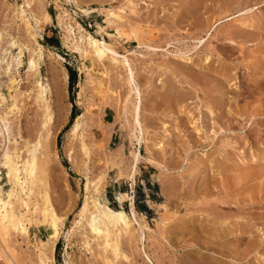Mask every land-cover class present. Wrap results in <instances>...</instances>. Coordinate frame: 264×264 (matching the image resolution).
<instances>
[{
    "label": "rangeland",
    "instance_id": "374dc122",
    "mask_svg": "<svg viewBox=\"0 0 264 264\" xmlns=\"http://www.w3.org/2000/svg\"><path fill=\"white\" fill-rule=\"evenodd\" d=\"M21 8L41 22L37 41L30 40ZM116 25L131 34L128 42L118 37ZM88 32L112 45L119 60L129 57L143 98L141 143L132 132L134 96L126 67L109 53L97 58L84 37ZM0 33L3 43H28L19 70V48L5 55L14 63L16 84L0 76L7 98L2 109L17 92L21 107L8 115L17 140L11 135L6 147L16 145L23 162L35 144L39 166L49 160L51 168L36 193L19 192L30 210L12 198L29 222L25 233L10 229L7 242L0 235V264H264V0H0ZM31 56L38 58V75L28 71ZM67 65L78 74L74 102ZM58 79L62 94L55 86L44 102L37 98L38 83L53 88ZM58 95L67 119L47 151L36 143L45 133V101L57 115ZM73 103L87 113L72 136V124L64 129ZM2 148L0 184L7 193L14 184L3 168ZM136 149L141 158L132 182ZM163 181L173 185L172 201L161 194ZM44 186L62 220L53 247L47 241L51 221L41 215ZM120 192L129 194L121 203ZM91 195L129 214L134 200L149 226L144 243L150 258L135 222L119 236L117 254L104 248L89 215H78Z\"/></svg>",
    "mask_w": 264,
    "mask_h": 264
},
{
    "label": "bare ground",
    "instance_id": "6f19581e",
    "mask_svg": "<svg viewBox=\"0 0 264 264\" xmlns=\"http://www.w3.org/2000/svg\"><path fill=\"white\" fill-rule=\"evenodd\" d=\"M77 4H78V7H81L80 2L77 3ZM21 9H23V11L21 10L23 12L21 18H23L25 20L26 27H27V29L29 31L28 34H30V36H31L30 40L32 39V40L37 41V36L39 35V29H40V26H41L39 24L41 22H40L39 18H30V16H26V14L24 13L25 12L24 8H21ZM84 11H86V10H84ZM49 16L50 15H47V17H49ZM42 20H43V18H42ZM44 20H46V19L44 18ZM49 20H50V18H49ZM107 21H108V23L112 22L111 19H109ZM76 24H78V26H79V28L81 30H84V28L82 27V25L80 23H76ZM123 27H124L123 25L122 26L121 25L117 26V31L116 32H117V35H118L119 38H121L125 42H128L130 40V38H131V34H128V32H126L125 29H124L125 27L124 28ZM99 28H100L101 31L104 30V28L101 25H99ZM130 33L133 34V32H130ZM40 35H39V37H40ZM82 35H83V33H82ZM84 37L88 40V42L90 44V47L94 51L93 53H95L97 58L99 57V59H100V58H102L104 56H107L108 53H109V54H111V59L114 62H118V63L121 62V64L124 65V67H126V70H127V82L130 85L129 91L134 96V102L132 103L133 104V109H131V114H132L131 116H132V119H133L131 121V123H133L132 132H133L134 136L136 137V140L138 141V143H141L142 142L141 141L142 138H144L143 135H144V132H145L144 131L145 127L143 126V123H142V120H141V110H142V99L143 98H142V94H141L142 93L141 89H140V87H139V85L137 83V80L135 78L134 70H133V68L131 66L129 57L123 55L122 59L119 60L118 59V52L113 48L112 45L106 43L105 40L102 41V40H99L97 38L95 39V37L92 36L89 32L87 34H85ZM31 41H29V42H31ZM5 43H3V37L1 36V33H0V60H1L0 61V66L2 65V63H3L2 61H4V59H6L4 61L6 63H4V64H7V65H5L6 68H4L3 65H2V67L4 68L3 69L4 71H2V69L0 70V76L2 75V73H4V76H7L6 79L8 78V80L10 81V83L13 86L14 84H16V81H17L16 78L13 77V75L11 76V74L13 73L12 69H14L15 66H14V63L11 60L10 61L12 63L9 62V59L7 60V58H5V55L6 54L8 55V53L11 54V51H13L14 48H19V52H18V55H17L19 58H18V60H17V58L14 59V61L17 60L15 62L16 71L19 70L24 64V62L22 61V57L24 56V50H25V47H27L26 44H28V43L27 42H26V44L25 43H21V42L18 43L16 40L11 41L9 44H8V42L6 44ZM31 43H33V42H31ZM7 44H8V46H7ZM39 49H41V48H39ZM34 52H36V51H34ZM89 54H90V52H89ZM38 56H39V53H38ZM60 57L63 58L62 55ZM37 59L34 56H31L29 58V60H28L29 61L28 62L29 63L28 71H31L32 74H35V75L39 74V65H38V60ZM92 59H94V58H92ZM92 59H90V60H92ZM1 78H2V76H1ZM4 82H5V80H4ZM61 83H62L61 80L58 79V81L54 84L53 88L50 87V86L49 87H44L41 83H38L40 88L38 89L39 92H38L37 98L42 100V101L46 100V97L48 96V93L50 91L54 95V90H55L54 87L55 86L58 87L57 88L58 91H61V94H62ZM2 86L0 85V147H3L2 150H1L3 152V155H1V158H2V156L4 157L3 158V164H2L4 166L3 168H6L8 170V172H7V178L8 179L7 180H9L11 183L14 184V188H11L10 190H8L7 193H2V190H3L2 188L3 187L0 184V235H2L1 237L4 240V241L3 240L2 241L4 243L7 240V238H5V237H7V235L11 234V233H9L10 229H13V230H16V231L17 230H21V232L24 231L23 233H25L27 231L26 226H25V223H26L25 221L27 220V217H26L25 214L27 213L28 210H30V203L31 202H29L28 199L26 200V197H25V199H23L24 197L20 198L19 192L25 193L24 190H29L30 194H31V192L32 193L35 192L34 191L35 186L37 188V185L39 183H42V181H44V176H46L44 174L46 172L50 173L51 168H49V164H48L49 160H45L46 162L45 161L41 162V164L42 163H44V164L43 165L40 164V166H39L40 157L35 153L36 152L35 144L31 145L30 147L28 145L26 150H27V152H29V154L27 155L28 157L26 159H23V162H20V159H22L21 158V153L23 155V152L20 149H18V147L16 145L14 147H9V146L6 147L7 146L6 145L7 141L8 142H12L10 139H11V135H12V131L11 130H13V128L10 127V124L7 123V119L8 118L10 119V117H9L10 113H15L16 114V111H19V108H21V107L18 106L19 102L17 103V95H16L18 93L17 92L15 95H13L14 99L12 98L13 99V102L11 101L12 105L10 104L9 107L6 108L5 110L2 109V107L5 105V104L3 105V103H5L7 101L6 100L7 98L3 94ZM78 96L82 97V92H79ZM45 102H46V104L44 103L46 105V108L44 110L45 111V120H44V122H42V123H44V125H43L44 126V130L43 131H45V133H44V136H43V134H41L42 135V140H39L36 144L38 146L40 145V147L43 146L46 149V148H48L47 145L49 144V142H51L52 139L54 137H56L57 132L63 127V125H64V123H65V121L67 119V114L65 113L66 107H65V104H64V99L61 98L60 96L56 100V103L58 104V108H59V113H57V115L52 112L49 102L48 101H45ZM125 108L126 107H124V111H125ZM126 110H129V109H126ZM132 110H133V112H132ZM126 112L128 113V111H126ZM86 113H87V110H84V111H82V112L77 114V116L75 117L74 122L72 123L71 128L69 130V135L73 136L75 134L80 133V131L82 130V128L85 125ZM20 116L21 115H19V112H18V117H20ZM127 117H128V114H127ZM15 121L16 120L14 119V122ZM10 122L12 123V121H10ZM17 124H18V122H17ZM11 126H12V124H11ZM17 131L18 130H16V132ZM13 135H14V138H15L16 136H15L14 133H13ZM16 142H15V144H16ZM134 142H136V141H134ZM82 145H83L82 148H83V150H85L86 154L88 152L90 153V151L88 150V147L86 146L87 144L86 143L85 144L82 143ZM5 147H6V149H5ZM135 148H137V147H135ZM19 150L21 151V153H20ZM46 150L48 151L49 149H46ZM132 153H133L132 157H133L134 162H133V165H132V167L130 169V172L128 174H129L130 180H132V182H133L134 176H135V173H136V170H137V165H138V163L140 161V158H141V152L136 149ZM68 159H69L70 162L72 161L71 152H68ZM0 160H2V159H0ZM40 167H42V169H40ZM21 174L23 176H21ZM104 174H106V173H104ZM47 177H46V180H47ZM2 178L3 177L1 176V173H0V182H1ZM47 181H46V184H47ZM168 182L163 181L161 183V194L165 198L166 201H170L172 196H174L173 193H172V191H173L172 186L173 185L171 183H168ZM42 184L44 185V183H42ZM88 185H89V183H88ZM44 187H45L44 190L42 189L44 193L41 192L43 194V198H44V202H43L44 205L43 204L40 205L41 213H42L41 215H43L45 222H46V220H47V222L49 220L51 221L50 222L51 231H50L49 238H48L47 241H48V243H51V245H52L51 247H53V245L57 241V239L59 237V234H60V230H58L57 227L60 226L59 223H60L61 219H60V215L58 216L56 210L53 208V204L51 205L52 202H51V199H50V196H49L48 188L46 189V186H44ZM88 187H90V186H88ZM18 188H20L19 191H18ZM26 194H27V192H26ZM127 196H129V194H127L125 192H120L118 194V196H117V199L121 203ZM12 198L17 199L19 202L21 201V208H23L22 206H25L27 208V211H26L25 214H23L24 212L23 213H19L16 210L17 209L15 207L16 204L14 205L15 202L13 203V201L15 199H13V201H12ZM99 199H98V197H97V199L93 198L92 195L91 196H87L85 201H84V204L80 208V214H78V215L79 216L80 215L84 216V218H85V215H87V216L89 215L88 216V217H90L89 218L90 219L89 222L91 224L92 229H94V228L97 229L98 237L101 236V235L104 237V243H105L104 244V248L108 249L110 247V248L113 249V251L116 252L115 254H117L118 242H119V238H120L119 236H121V233L123 231L126 232V233H129L132 222H135L137 224V226H138V230L140 231L139 232L140 233V239H142L141 242H142V245H143L142 246V250H143L145 256L147 258H150L149 254L147 253V250L145 249V243H144V241H145L144 240L145 239V232L149 228V226H148L147 222L143 219V217H141V216L139 217L138 216L134 200L131 199V201H130L131 209H130V214H129L126 210H124L122 208L123 206L120 207V208H113L106 201L102 202V201H99ZM30 201H31V199H30ZM91 203L93 204V208H94L93 210H91V208H90L91 207ZM163 203H164V201H163ZM32 204H34V203H32ZM42 205H43V207H42ZM37 206H39L38 202H37ZM37 206H36V208H33V209H35V211L37 210ZM165 208H167V206ZM38 209H39V207H38ZM35 211L33 210V212H35ZM141 215L143 216V214H141ZM217 215H216V217L220 216V215L219 216H217ZM30 219H32V218H30ZM223 219L224 218L220 219V221H222ZM217 224H219V223H217ZM215 227H216V225L214 226V230H217V229H215ZM87 243H89V242L87 241ZM9 251H10V249H9Z\"/></svg>",
    "mask_w": 264,
    "mask_h": 264
},
{
    "label": "trees",
    "instance_id": "16d2710c",
    "mask_svg": "<svg viewBox=\"0 0 264 264\" xmlns=\"http://www.w3.org/2000/svg\"><path fill=\"white\" fill-rule=\"evenodd\" d=\"M49 39L51 40L52 38H49ZM67 69H68V73H69V88L68 89H69L70 99H71L72 102H74V100H75V98H74L75 97L74 96V90H75V86H76L77 81H78V74H77V71L73 67H71L69 65H67ZM78 113L79 112H78L77 106H76V104L73 103V109H72V112H71L70 122L65 127L64 131L67 128H69V126L72 124L73 120L75 119V117L77 116ZM61 135L59 136V142H60ZM146 210L148 212L151 211V209L148 206H146Z\"/></svg>",
    "mask_w": 264,
    "mask_h": 264
}]
</instances>
